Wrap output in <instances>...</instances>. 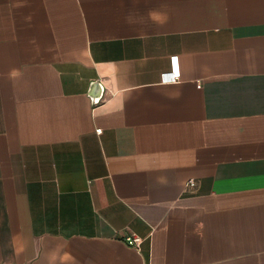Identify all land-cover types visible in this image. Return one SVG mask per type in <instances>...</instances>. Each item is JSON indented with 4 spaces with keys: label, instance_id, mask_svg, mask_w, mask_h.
I'll return each instance as SVG.
<instances>
[{
    "label": "crops",
    "instance_id": "obj_1",
    "mask_svg": "<svg viewBox=\"0 0 264 264\" xmlns=\"http://www.w3.org/2000/svg\"><path fill=\"white\" fill-rule=\"evenodd\" d=\"M0 264H264V0H0Z\"/></svg>",
    "mask_w": 264,
    "mask_h": 264
},
{
    "label": "built area",
    "instance_id": "obj_2",
    "mask_svg": "<svg viewBox=\"0 0 264 264\" xmlns=\"http://www.w3.org/2000/svg\"><path fill=\"white\" fill-rule=\"evenodd\" d=\"M173 59H174V64H175V71H172L170 78H177V76L179 74V71H178V68H177V62H178V60H177L176 57H173ZM98 130H100V128H98ZM190 184H194V181L191 180L190 181ZM128 240L132 244L139 245L140 242H141V240H142V238L140 236H138V235H135V236L128 237Z\"/></svg>",
    "mask_w": 264,
    "mask_h": 264
}]
</instances>
